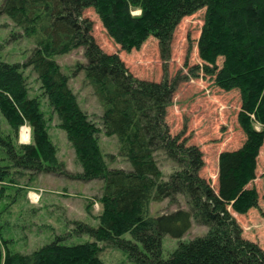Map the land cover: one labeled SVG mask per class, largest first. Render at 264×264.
Wrapping results in <instances>:
<instances>
[{
	"label": "trees",
	"instance_id": "trees-1",
	"mask_svg": "<svg viewBox=\"0 0 264 264\" xmlns=\"http://www.w3.org/2000/svg\"><path fill=\"white\" fill-rule=\"evenodd\" d=\"M88 8L123 50L139 48L154 36L165 61L182 19L206 9L198 40L203 64L195 67L197 72L191 69V75L203 71L221 89L239 90L238 122L246 135L241 147L220 153L218 190L200 174L202 150L181 134L173 135L166 122L174 93L187 77L135 78L118 53H107L97 43L93 21L84 16ZM1 14L35 46L23 63L0 59V113L10 129L0 133V199L27 172L98 179L103 186L97 198L98 225L79 222L72 232L89 234L91 240L71 244L57 238L23 253L2 242L0 223V264H108L105 248L120 251L132 264H264V249L244 237L234 216L259 206V193L249 185L264 144V0H3ZM80 47L86 62L77 70L84 71L103 107L102 126L82 108L56 59ZM27 68L39 82L40 96L57 114L80 171L69 172L60 160L41 98L31 93ZM25 125L31 128V142L18 143ZM102 130L117 136L130 169L109 165L100 145ZM160 154L175 167L168 178ZM165 199L178 208L151 215V202ZM194 223L207 226V233L180 241L164 258L163 238L181 239Z\"/></svg>",
	"mask_w": 264,
	"mask_h": 264
},
{
	"label": "rangeland",
	"instance_id": "rangeland-1",
	"mask_svg": "<svg viewBox=\"0 0 264 264\" xmlns=\"http://www.w3.org/2000/svg\"><path fill=\"white\" fill-rule=\"evenodd\" d=\"M3 0H0V5ZM206 9L186 16L177 26L172 42V53L165 61L160 52L159 41L150 36L139 48L125 51L109 35L100 17L93 8L84 11V16L93 21V35L97 43L107 53H118L129 72L137 79L161 81L167 74L170 79L177 75L183 79L168 107L166 122L173 135L181 134L188 144L197 145L204 154L205 165L200 174L211 180L218 190L219 155L226 150H235L246 139L239 122L241 95L238 89L226 91L218 87L210 76L203 71L192 76L191 69L197 72L203 61L198 52V40L204 25ZM35 46L34 41L23 34L20 27L6 15H0V59L7 62H25ZM62 70L69 75L70 85L77 93L83 109L101 125L103 107L93 88L85 81L79 64L86 62L84 48L56 57ZM223 59L218 60L222 64ZM194 67V68H193ZM31 93L40 96V85L29 68ZM43 109L49 119V133L58 148L60 160L65 162L69 172L82 169L77 162L75 151L68 141L65 130L59 127L57 114H54L44 96H40ZM102 126V125H101ZM261 128V127H259ZM10 132L9 126L0 113V133ZM30 132V134H29ZM31 128L27 125L20 129L18 143H30ZM100 145L104 157L111 167L131 168L119 152L117 136H108L102 130ZM160 166L165 178L174 170L173 163L163 154L159 156ZM19 186L8 189L0 199V223L3 225V240L13 251L28 253L44 244L60 238L67 243H83L91 240L89 234L74 233L77 223L98 225L97 215L101 211L97 198L101 195L103 181H80L54 173H26L19 179ZM259 193V206L246 214L234 212L243 229V235L264 249V144L258 156L256 178L250 183ZM180 205L187 208L185 198L179 196ZM178 205L169 199L153 201L151 215L156 216L174 211ZM207 226L193 224L183 238L166 236L163 238V257L167 258L180 241H189L206 234ZM129 237V234L126 235ZM104 258L108 264H132L120 251L105 248Z\"/></svg>",
	"mask_w": 264,
	"mask_h": 264
},
{
	"label": "built area",
	"instance_id": "built-area-1",
	"mask_svg": "<svg viewBox=\"0 0 264 264\" xmlns=\"http://www.w3.org/2000/svg\"><path fill=\"white\" fill-rule=\"evenodd\" d=\"M29 134H30V132H29Z\"/></svg>",
	"mask_w": 264,
	"mask_h": 264
}]
</instances>
